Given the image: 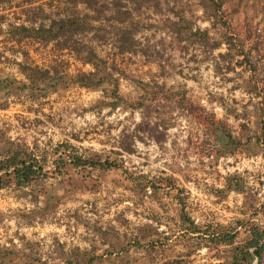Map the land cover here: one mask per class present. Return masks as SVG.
<instances>
[{
	"label": "rangeland",
	"instance_id": "374dc122",
	"mask_svg": "<svg viewBox=\"0 0 264 264\" xmlns=\"http://www.w3.org/2000/svg\"><path fill=\"white\" fill-rule=\"evenodd\" d=\"M73 1L0 3V135L43 167L0 188V261L188 264L173 258L204 242L189 217L210 231L264 228V0ZM47 14L79 16L63 48L11 38L10 24ZM87 47L96 66L76 58ZM89 72L94 87L80 86ZM214 119L232 136L218 158Z\"/></svg>",
	"mask_w": 264,
	"mask_h": 264
},
{
	"label": "trees",
	"instance_id": "16d2710c",
	"mask_svg": "<svg viewBox=\"0 0 264 264\" xmlns=\"http://www.w3.org/2000/svg\"><path fill=\"white\" fill-rule=\"evenodd\" d=\"M11 2L12 0H0L1 2ZM84 1V0H83ZM79 2H82L80 0H74L73 3L76 5ZM85 3H88V7L93 9V3L92 0H86ZM21 5V4H19ZM28 9L32 8L31 6H27ZM4 16V14H2ZM50 21L47 24L40 23L37 24L36 22H33L32 18L25 19V22L17 23L14 22L10 24L12 36L16 41H22L23 38H31L34 40H40L43 42H50V41H56V43L59 44L60 48L62 47V39L68 38L67 35L69 31H71L72 34L77 33L80 28V21L78 14H72L68 16H58L53 17L50 14H47ZM90 18L96 19L95 16H90ZM26 21L30 22V24H27ZM93 27V26H92ZM67 41V40H65ZM76 54V58L79 59L83 63H90L94 66H96V59H102L99 58V55L97 52L91 48L87 47V51L82 54L80 50H74ZM24 57L29 55L28 52L23 53ZM28 59V57H27ZM20 69L26 73L27 78L33 80L35 77H39L38 74H32L28 71H33L34 67L32 64L26 62V61H19L17 62ZM31 71V72H32ZM94 72L89 73H81L78 75L77 83L80 86L92 88L91 82L86 81L85 78L93 75ZM50 74V69L44 70L43 75V81H45L47 78L49 79H55L57 75L48 76ZM54 83V82H53ZM144 83V82H143ZM147 87L151 84L149 82H146ZM144 84V85H145ZM49 88L44 90V95L55 91L56 83L54 84H48ZM51 85V86H50ZM151 87V86H150ZM147 90V89H146ZM146 102L151 103L154 100V97L151 96V92H148V96H146ZM144 102H138L135 105V107H141ZM119 104L118 101H112L110 102V105L113 107L117 106ZM215 132H214V145L217 147V154L216 158H218L220 155H222V149L225 145H229L232 140L231 134L226 129V124L222 120H215ZM141 126V125H140ZM130 151V150H129ZM0 155H3V157H0V188L4 187L6 185V181H10L9 179L13 178L17 185L19 186H26L30 182H32L33 178L37 174H42L43 167L39 163V160L35 156H31L27 150V148L23 147L21 144L9 140L5 138L3 135H0ZM74 165H80V164H94V165H100L102 167H107L112 165V162L109 159H105L104 161L100 160H93V159H84V158H78L77 160H74ZM254 238H252L250 241L246 243V247H251L253 250V254L251 252H246L245 258H248L250 255L258 257V261L256 264H262V253L264 251V231H260L258 227H254ZM3 254V252H0ZM251 253V254H250ZM5 254V253H4ZM1 255V254H0ZM233 264L237 263V260L234 258ZM0 264H5L4 261H0Z\"/></svg>",
	"mask_w": 264,
	"mask_h": 264
},
{
	"label": "crops",
	"instance_id": "0c3cea01",
	"mask_svg": "<svg viewBox=\"0 0 264 264\" xmlns=\"http://www.w3.org/2000/svg\"><path fill=\"white\" fill-rule=\"evenodd\" d=\"M116 20L121 24L126 22L124 18H118ZM95 21H98V19H93V22ZM189 221L192 227L188 228V233L194 236L201 235L200 237L204 242H200V247L193 252L189 251L188 254L184 251L178 252V256L173 258L174 261L181 263L187 261L188 264H233L232 262L235 258L237 260L236 264L257 263L258 257L250 255L248 258H245L244 255H246L248 251L253 254V249L251 247H246V243L254 238V227H258L260 231H264V228L260 225L257 226L251 223V221H240L235 227L232 226L218 231H210L201 226V224L197 222V219L193 217H189ZM203 250H206L208 254H198V251ZM231 250H233V253H231ZM186 257H188V260H185ZM261 260L262 264H264V251Z\"/></svg>",
	"mask_w": 264,
	"mask_h": 264
}]
</instances>
